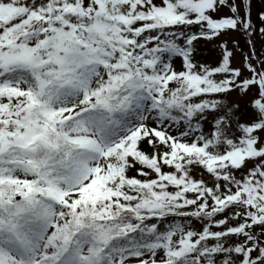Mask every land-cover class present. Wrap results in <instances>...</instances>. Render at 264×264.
I'll use <instances>...</instances> for the list:
<instances>
[{
  "label": "snow or ice",
  "instance_id": "snow-or-ice-1",
  "mask_svg": "<svg viewBox=\"0 0 264 264\" xmlns=\"http://www.w3.org/2000/svg\"><path fill=\"white\" fill-rule=\"evenodd\" d=\"M0 264H264L250 0H0Z\"/></svg>",
  "mask_w": 264,
  "mask_h": 264
},
{
  "label": "rangeland",
  "instance_id": "rangeland-1",
  "mask_svg": "<svg viewBox=\"0 0 264 264\" xmlns=\"http://www.w3.org/2000/svg\"><path fill=\"white\" fill-rule=\"evenodd\" d=\"M262 2L264 3V0H262ZM261 4H262L261 0H250L252 22L257 28L264 27V21L260 19V15H259L261 12H264V4L262 7H260L259 5ZM229 35L232 36L233 38L239 39L240 44L245 49L248 47L247 44L245 43V39L239 34L230 33ZM223 38H227V37H223ZM253 39L255 41L257 51H259L262 45V41L258 36H254ZM216 43L217 41L207 42L204 40H200L197 43L196 50L199 54L200 53L203 54L201 57H205V62L213 63L215 61L217 56V50L215 48Z\"/></svg>",
  "mask_w": 264,
  "mask_h": 264
}]
</instances>
